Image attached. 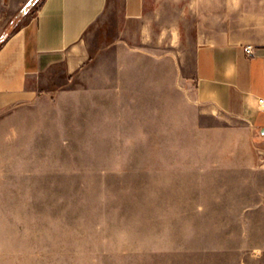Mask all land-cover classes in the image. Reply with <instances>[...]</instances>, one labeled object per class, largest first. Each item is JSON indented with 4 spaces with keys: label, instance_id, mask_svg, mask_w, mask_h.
I'll use <instances>...</instances> for the list:
<instances>
[{
    "label": "rangeland",
    "instance_id": "1",
    "mask_svg": "<svg viewBox=\"0 0 264 264\" xmlns=\"http://www.w3.org/2000/svg\"><path fill=\"white\" fill-rule=\"evenodd\" d=\"M193 24L165 32V51L191 55ZM139 26L118 4L104 29L136 40ZM106 57L1 130L0 264H264L260 133L193 100L191 63Z\"/></svg>",
    "mask_w": 264,
    "mask_h": 264
},
{
    "label": "crops",
    "instance_id": "2",
    "mask_svg": "<svg viewBox=\"0 0 264 264\" xmlns=\"http://www.w3.org/2000/svg\"><path fill=\"white\" fill-rule=\"evenodd\" d=\"M29 1L0 0V132L18 126L24 113L36 116L39 101L69 90L94 60L105 61L116 49L115 62L125 65L191 63L185 76L193 100L210 113L241 121L252 137L259 132L264 145L258 104L264 98V0H40L22 19ZM118 4L126 21L139 23L136 40L128 38L133 29L118 39L104 29ZM186 16L194 21L191 55L177 45L166 52L165 32L174 38ZM156 73L164 78V71ZM133 76L149 79L148 71ZM125 78L115 88L100 86V92L124 89ZM245 160L250 166L252 159ZM256 165L264 167V150Z\"/></svg>",
    "mask_w": 264,
    "mask_h": 264
},
{
    "label": "built area",
    "instance_id": "3",
    "mask_svg": "<svg viewBox=\"0 0 264 264\" xmlns=\"http://www.w3.org/2000/svg\"><path fill=\"white\" fill-rule=\"evenodd\" d=\"M245 50H246V52H247L249 55L252 54V47H251V46H247V47L245 48ZM258 104H259L260 109H261V110H264V98H263V97H261V98L258 99Z\"/></svg>",
    "mask_w": 264,
    "mask_h": 264
},
{
    "label": "water",
    "instance_id": "4",
    "mask_svg": "<svg viewBox=\"0 0 264 264\" xmlns=\"http://www.w3.org/2000/svg\"><path fill=\"white\" fill-rule=\"evenodd\" d=\"M31 3V1L28 2V4L26 5V7Z\"/></svg>",
    "mask_w": 264,
    "mask_h": 264
}]
</instances>
